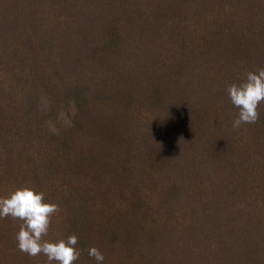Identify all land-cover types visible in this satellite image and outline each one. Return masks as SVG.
<instances>
[{"label": "trees", "instance_id": "1", "mask_svg": "<svg viewBox=\"0 0 264 264\" xmlns=\"http://www.w3.org/2000/svg\"><path fill=\"white\" fill-rule=\"evenodd\" d=\"M261 67L264 0H0V196L57 203L74 264H264V103L227 93ZM21 223L0 264H48Z\"/></svg>", "mask_w": 264, "mask_h": 264}, {"label": "clouds", "instance_id": "2", "mask_svg": "<svg viewBox=\"0 0 264 264\" xmlns=\"http://www.w3.org/2000/svg\"><path fill=\"white\" fill-rule=\"evenodd\" d=\"M231 103L238 109L232 127L255 124L259 119L258 107L264 103V67L249 71L240 83H232L227 88ZM57 203L46 200L45 193L31 184L15 188L6 196H0V219L11 217L20 220L16 233L17 249L29 256L43 254L48 264H74L80 258L78 237L70 234L58 239H45L52 224V218L59 213ZM88 255L103 264L105 256L96 246L88 249Z\"/></svg>", "mask_w": 264, "mask_h": 264}]
</instances>
